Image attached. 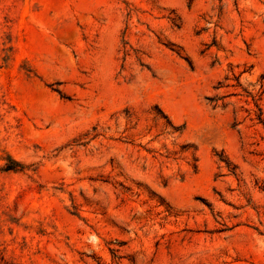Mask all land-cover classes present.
Instances as JSON below:
<instances>
[{"label":"rangeland","instance_id":"1","mask_svg":"<svg viewBox=\"0 0 264 264\" xmlns=\"http://www.w3.org/2000/svg\"><path fill=\"white\" fill-rule=\"evenodd\" d=\"M0 264H264V0H0Z\"/></svg>","mask_w":264,"mask_h":264},{"label":"trees","instance_id":"2","mask_svg":"<svg viewBox=\"0 0 264 264\" xmlns=\"http://www.w3.org/2000/svg\"><path fill=\"white\" fill-rule=\"evenodd\" d=\"M17 165H19V164H17ZM6 168L7 169H14L12 166H7Z\"/></svg>","mask_w":264,"mask_h":264}]
</instances>
